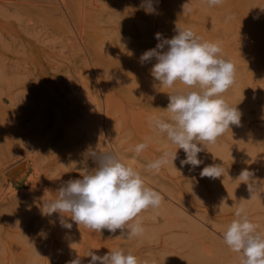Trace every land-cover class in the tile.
<instances>
[{
    "label": "rangeland",
    "instance_id": "rangeland-1",
    "mask_svg": "<svg viewBox=\"0 0 264 264\" xmlns=\"http://www.w3.org/2000/svg\"><path fill=\"white\" fill-rule=\"evenodd\" d=\"M88 1L86 0V3ZM252 1L253 3L251 2L246 10L236 8L235 12L230 15L236 22L232 20V25H223V29L222 25L212 18L216 16V13L220 15L217 10H214V7L211 8L212 12L206 10L205 12H194L191 9V12L183 13V10H180L183 15L181 18L186 20L184 24L158 22L160 18L161 21L169 17L167 11L155 13V20H149L147 15L140 14L139 23L127 22L125 16L129 12L127 14L117 13L111 22L102 23L97 19L96 13L84 9L75 0H0V103L2 106L4 103L7 107L6 112L0 108L2 111L0 113V165L12 163L9 169H16L20 165L22 167L14 171V175L11 174L6 178L8 182L6 179L3 182L0 179V209H3L4 206L6 208L3 209L4 213L0 210V229H2L0 231V264H15L16 261V264H23L26 259H28L27 264H46L48 260L50 264H53L52 262L57 256L54 247L62 242L64 235H66L65 238H68L73 233V235H80L75 248L82 249L84 247L85 250H82L85 252L93 249L95 253L101 254L102 251L108 253L110 249L128 246L127 238H124L125 240L119 238L118 233L116 238L106 229L101 233H93L84 228L81 230L83 226L78 228L70 218H68V222L72 223V228L64 227L65 231L59 224L58 228L56 225V227H51L48 234L39 233V231L37 234L34 233L37 228L32 225L38 222L39 225L43 223L44 220L39 215L42 214L40 211L42 204L48 198V200L54 199L56 190L60 188L59 185L57 187L55 183L53 184V178L52 183L48 182L47 184L43 183L44 179L41 180V178L50 177V175L54 177L57 172L61 171L59 169L63 167L61 166L63 161L71 162L73 167L85 166L86 162L89 165L93 163L91 160L88 162L91 159L89 157L87 160L85 158L77 159L75 151L73 152V145L70 144L72 139L80 138L83 130L84 132L88 131L86 130L87 126L85 129L84 120L78 121L74 119L76 115H72L74 114V105L79 106L80 101L89 103V97H91L93 103L90 104L93 106L100 100L98 103L101 104V108L105 107L102 110L105 113L104 116L106 115L104 117V139L107 144L105 148L114 152L115 146L116 154L122 151L119 154L120 156L124 155V158L119 157L125 163L132 166L133 164L137 166L140 163L147 165L165 151H176V146L164 142L160 135L149 127L148 123L149 116L169 117L170 113L166 111L169 103L168 95L186 87L180 82H177L173 88L160 86L159 82L151 75V68L156 62L155 58L141 63L142 54L146 50L155 48L160 42L155 38L156 33L161 34V40L171 39L177 34L178 28H189L202 41H219L223 49L222 55L235 65V83L223 93V98L241 112L239 126L231 125L230 129L220 136L216 143L206 144L203 151L198 154V158L203 161L201 165L195 169H192L190 165H181V160L186 158V154L182 149H178L177 158L173 164L170 161L161 170L169 175H184L188 171H200L208 165H221L230 162L236 166L242 160L248 159L252 168L262 169L264 174V17L257 14V10L264 4V0ZM115 6L113 4V7ZM209 18L212 19L211 23L207 21ZM250 24L257 27L250 26ZM166 48L167 46H165V50ZM258 49H261L259 54ZM39 75L42 79L39 78ZM55 76L56 78H54ZM32 78L35 79L34 82H32ZM73 78L75 79L73 80ZM74 81L76 84L73 87ZM101 84L107 90L105 97L102 96ZM70 89L77 92L71 94ZM85 92L89 96H86L88 99L84 95ZM55 96L62 98L60 101L64 102L63 104L67 108H63L62 103L54 105V100L51 99H55ZM70 96L72 99H69ZM90 104H88L89 107ZM68 113H72L70 115L72 120ZM5 115L8 116L3 119L2 117ZM26 119L29 120L27 121L28 125H31H26L28 128L23 131L24 133L16 132V127L19 124L22 125ZM2 133L3 136H1ZM61 135L65 136L63 152L58 151ZM96 141L94 139L90 143ZM137 142H147L148 144V149L146 148L138 156L134 152V144L136 145ZM117 150L119 151L117 152ZM69 154L70 160H66L69 158ZM49 165L53 170L48 168ZM86 166L88 165L86 164ZM71 167V170L67 168L68 177L66 179L69 177L70 179L72 177V179L74 177L79 179L84 167L81 168L82 170ZM88 167L94 168L95 164ZM37 183L39 184L36 185ZM259 185L260 189L263 188V184L259 183ZM260 189L258 193L261 196L258 195L250 199L249 202H246V206L248 205V208L255 206L254 208L260 209V216L254 218L253 222L259 226L258 230L264 233V189L261 190L263 193L260 192ZM245 190L247 191L248 188ZM26 192L29 193L25 196L26 200H29L27 202L31 204L26 202L20 205L21 208L20 206L9 208L6 199L10 195L14 194L11 197L21 193L25 195ZM8 210L11 211L10 215ZM54 214L52 215H59L58 213ZM148 217L150 216L145 218ZM40 218L43 221H40ZM143 219L141 220L145 221ZM159 221L162 224L163 219H159ZM22 222L28 225L33 223L31 224L33 228L27 227L26 224L23 227ZM10 225L14 227H10ZM158 228L157 225L154 228L153 226L145 227L144 235L139 239L133 238V241L139 245L148 244L150 246L163 233L161 228ZM78 231H85L86 235L75 234ZM86 232H90L91 237ZM31 235L32 237H30ZM33 236L36 238L34 239ZM101 236V242L104 240L103 244L99 243ZM103 236L114 239L105 242L106 239H103ZM22 252L25 253L24 257H21L24 255ZM170 254L171 256H169ZM170 254L166 255L170 260L166 256L162 257L163 262L166 259L169 261L175 259L174 253ZM193 255H195L193 264H197L196 260L200 261V258L204 256ZM21 258L23 263L19 260ZM177 259L181 258L177 257ZM140 260L151 261L148 258L147 260L140 258ZM203 260L207 259L202 258L201 261ZM70 261L65 256L62 262L60 260L58 262L59 264H69ZM48 262L47 264H49ZM185 263L186 261H184Z\"/></svg>",
    "mask_w": 264,
    "mask_h": 264
},
{
    "label": "clouds",
    "instance_id": "clouds-1",
    "mask_svg": "<svg viewBox=\"0 0 264 264\" xmlns=\"http://www.w3.org/2000/svg\"><path fill=\"white\" fill-rule=\"evenodd\" d=\"M208 6H218L223 0H205ZM186 5V4H185ZM183 6L185 11L191 8ZM149 14L155 9L151 0L143 5ZM156 47L146 50L140 57L141 63L155 58L151 68L152 77L160 86L173 88L180 82L185 89L169 94L166 111L169 117L149 116V127L157 132L164 142L176 146L175 152L165 151L146 165L150 172H159L170 161L177 158V150L182 149L186 158L181 165L195 169L203 163L198 154L206 144H214L230 129L240 125L241 112L223 98L235 83V65L222 55L221 43L202 41L189 28H178L171 39L161 40L156 33ZM165 46H167L165 50ZM201 145V146H198ZM148 147L147 142L135 145L138 156ZM87 156L95 167H85L79 179H70L56 191V197L44 201L42 214H60V223L71 229V219L78 227L101 233L121 231L127 239L141 238L145 228L139 215L149 209L158 208L162 195L149 187L142 174L125 163L116 153L89 149ZM225 168L220 164L204 167L201 177L212 179L224 176ZM254 172L243 169L236 180L248 186L252 193L259 184ZM223 183V182H222ZM234 219L223 232L222 239L228 248L239 254L240 264H264V233L252 222L243 205L236 208ZM90 249L84 257H90L88 264H148L123 248L110 249L105 255H97ZM69 264H82L76 259Z\"/></svg>",
    "mask_w": 264,
    "mask_h": 264
},
{
    "label": "bare ground",
    "instance_id": "bare-ground-1",
    "mask_svg": "<svg viewBox=\"0 0 264 264\" xmlns=\"http://www.w3.org/2000/svg\"><path fill=\"white\" fill-rule=\"evenodd\" d=\"M75 1L80 6H82L84 9L88 10L89 12L96 13L97 19L102 23L111 22L114 19V17L117 16V13L121 14L124 12V14H127L129 12L127 14V16H125V19L127 20V22L128 23L129 22L130 23H133V22L139 23L140 19H138V18L140 17V14L141 15L142 14L147 15V18L149 20H155V16H154L155 13L167 11V13L171 12V15H169V13H168L167 15L169 17L166 16L167 19L160 21V19H161L160 18L158 22H169V23L175 22L176 24H184L186 20H184L183 17L181 18V16H183V15H181L180 10H183V6L185 4H186L185 5L186 9L190 7L191 9H193L194 12H198V11L205 12V10L211 11V10H213L211 8L214 7V10H217V12L220 15H218L216 13L215 14L216 16L212 17V18L214 20L218 21L219 22L218 24L219 25L221 24L223 29H224L223 25H232L231 24L232 20L234 22H236V20L233 19L234 17H230L232 12H235L236 8H239V9L241 8L243 10H246L247 7L250 6L251 2L253 3L252 0H223V3L221 5L208 6L207 3L205 2V0H151L152 7L155 9V11L153 13L149 14L145 11V8L143 7V5L146 4L147 0H89L88 3H86V0H75ZM113 4L116 5L115 6L116 8L113 7ZM119 9H121L122 11L120 12ZM257 11H258L257 14L259 16L264 17V4L261 5ZM198 17L200 18V16H198ZM207 21H209L208 23H211L212 19L209 18ZM250 26H254V24H250ZM225 27H230V26H225ZM254 27H257V26H254ZM231 28H233V27H231ZM251 30H253V29L251 28ZM260 51H261V49L260 50L258 49V54ZM44 77H46V76H44ZM39 78L42 79V77H40V75H39ZM54 78H56V76ZM68 78H69V76H68ZM32 79H33L32 82H34L35 79L34 78H32ZM48 79H47V81H48ZM60 79H61V77L59 78V80ZM74 79L75 78H73V80ZM83 79H85V78H83ZM52 80H54V79H52ZM74 84H76V81L73 82V84H72L73 87H74ZM102 86L103 85L101 84V88H103V91H102L103 95L102 96L105 97L107 90H105L104 86L103 87ZM73 90H71V94L74 92H77V91H75V90L73 91ZM87 90H90V89H87ZM79 93H76V94H79ZM87 93L84 94L85 97L86 96L89 97L87 95ZM90 93H92V92H90ZM79 95L83 96L81 94H79ZM60 96L63 98L62 95H60ZM54 98L55 99H51V100H54V105L57 106V105H60L62 103L60 101V100H62V98H59L56 96ZM67 98H68V94H67ZM78 98H76V100H78ZM89 98H90L89 103L86 101H83V103H82L80 101L81 104L79 103L78 104L79 106H77V104L76 105L73 104L74 108L72 106L74 114H72V113L71 114L74 116L76 115V118L74 117V119H76L78 121L84 120L83 122L85 124L84 125L85 129H86V126L88 128V129H86L88 131L85 130L86 132H84V130H83L84 133L80 131L82 133L80 138L76 137V138L71 140L70 144L73 145V148H74L73 152L75 151L74 153H75L77 159L85 158L87 160V158H88L87 151L89 149L104 152V149H106L105 146H107L106 140L104 139L105 138V136H104V125H105L104 117L106 115L104 116L105 113L102 110V108H105V107L101 108V104L98 103L100 100H98V102L96 104H93V106H92L91 104L93 103V101L91 102V97H89ZM69 99H72L71 96L69 97ZM94 99L96 100V98H94ZM80 100H83V99L80 98ZM2 104L4 107L0 103V108L6 112L7 107L5 106L4 103H2ZM68 104H70V103H68ZM88 104L91 105L90 106L91 108L88 106ZM82 105H84V106H82ZM64 107L65 106L63 104V108ZM65 108H67V107H65ZM68 108H70V107H68ZM70 111H71V109H70ZM1 112L2 111L0 110V113ZM4 114H6V113H4ZM65 114H67V113H65ZM68 114L70 117L71 114L70 113H68ZM106 114H107V112H106ZM7 116L8 115H5L2 118L5 119L4 117H7ZM45 120H47V117H45ZM70 120H72L71 117H70ZM27 121H29V120L26 119L25 121H23L22 125L17 124L18 127H16L17 129H15L16 132L24 133L23 131H25L28 128L27 126L31 125V124L28 125ZM4 125H5V123H4ZM84 126H82V127L84 128ZM126 127H127V125H126ZM12 128L14 129L15 127H12ZM83 128H81V129H83ZM3 135L4 134L2 133L1 136H3ZM61 137L62 138L59 140L60 141L59 148H58L59 152H63L62 148H64V145H65V143H64L65 136L61 135ZM94 139H96L97 141L95 143H90V141L94 140ZM62 140H63V142H61ZM222 140H223V138H222ZM136 144H138V142ZM116 146H118V145H116ZM134 146H135V144H134ZM75 147H77V148H75ZM124 147L125 146L123 145V148ZM114 148L116 150L115 146H114ZM117 149L121 150V148H119V147H117ZM115 150H114V152H115ZM106 151H109V150L106 149ZM118 151L119 150H117V152ZM121 152L119 151L118 154L119 153L121 154ZM123 153H124V150H123ZM70 154H72V153H70ZM70 154H69V158H66V160L67 159L70 160ZM120 154L118 156H120ZM146 155H147V153H146ZM123 156H120V157L122 158ZM72 157H74V156L72 155ZM90 160L91 159H89L88 162ZM56 163H57V161H56ZM70 163H66L63 161L61 163V166H63V167H61V169H59L61 171L57 172V174L55 173L56 175L54 174L55 175L54 177H51V175L47 173L48 175H50V177L44 176L45 178H41V180L44 179L42 182L47 184L48 182H51L52 178H53V180H54L53 184L55 183L56 186L59 185L61 187L62 185H64L67 182V180H70V177H69V179H66L68 177L67 176V170H68L67 168L70 169V167L72 166L71 168H73V169L74 168L75 169L80 168L79 170H82L83 167L85 168L86 164L88 166H91L94 162L90 165H89V163L86 162L85 166H82V167L81 166L73 167V164L71 163L72 164L71 165ZM11 165H12V163H9L6 165L5 164L3 165V163H2V165H0V167H1L0 168V179L2 180V182L7 177H9L11 174H13L14 171H17L20 168H22L20 165V167H17L16 169H9ZM134 165L135 164H133V167L142 174L143 178L145 179L146 184L149 187L153 188L154 190L158 191L163 197L162 203L158 208H149V209L143 211L139 215L138 219L141 220V219H143L149 215L150 217L143 219L145 221L141 220L144 228L145 227L150 228L152 226L154 228L157 225V226H159V228H161L160 230L163 233H161L160 238H158V240L155 241V243H152L150 246L148 244H140L139 245V243L134 242L133 239H127L128 242L126 244L128 245L127 246L128 248L126 247L127 248L126 249L125 247H123V249L126 252H131L136 257H138V259L144 258L147 260V258H148L151 260V261H148L150 264H184V261H186L185 264H187V262H190L188 264H193V263H195L194 258H193L195 255H193V254H196V255L201 254L202 256L204 255L203 257L200 258V261L196 260L197 264H240L239 254L232 252L228 248V246L224 243V241L222 239V235H223V232L226 230L227 226L230 224V222L235 218L234 213H235L237 207H239L241 205L244 206V204H245V209H246V211L249 215V218L252 222H253L254 218L260 216V214H261V212L259 211L260 209L254 208L255 206L250 207V208H248L249 207L248 205H247L248 207L246 206L247 201L249 202L250 199L260 195V193H258L259 189H260V185L258 188H256L251 193L249 190H247V191L245 190V188H248L246 184L241 183V181L236 180V179L238 178L240 172L243 169H248V170L254 172V174H255L254 179L257 181L258 184L259 183L261 185L263 184V188L261 187V189H260V192L263 193L262 189H264V174L262 172L263 171L262 169L252 168L251 164L248 163V159L242 160L240 163L236 164V166L232 165L230 162L229 163H223L221 165H223V167L226 170L224 173V176L220 177V178L212 179V178H208V177H201L200 176L201 170L200 171H188L184 175L172 174L173 175L172 176V175L167 174L165 171H163L161 169L158 173L157 172H150L146 169V165L141 164V163L137 166H134ZM50 166L51 165H49L48 168H50ZM55 166H56V164H55ZM58 166H59V164H58ZM88 166H86V167H88ZM88 168H92V167H88ZM50 169H52V168H50ZM44 170H45V168H44ZM89 170H91V169H89ZM51 171H49V172H51ZM186 171H187V169H186ZM42 172H44V171H42ZM46 172H48V171H46ZM178 174H179V172H178ZM39 179H40V177H39ZM74 179H75V177H74ZM6 181H7V179H6ZM38 184L39 183H37L36 185H38ZM32 187L34 188L33 185H32ZM33 191H34V189H33ZM27 194H29V193L26 192L25 195L22 193L18 194V195L15 194L16 196H14V197H11L14 194L10 195L6 199V202L8 203L7 205L9 206V208H18V206H20L22 203L24 204L27 201H29V200H26V197H25ZM51 198H54V197H51ZM44 200H46V199H44ZM39 201H41V200H39ZM27 203L31 204L29 202H27ZM35 205H37V204H35ZM38 205L41 206L40 203H38ZM38 205L36 207H38ZM20 208H21V206H20ZM24 208H26V207H24ZM3 209H6L5 206L3 207ZM3 209H0V210H2L4 213L5 210H3ZM34 210H36V209H34ZM40 211H42V209ZM8 212H9V210H8ZM10 213H11V211L9 212V215H10ZM55 214H57V213H55ZM6 215H8V214H6ZM39 215L42 216V219L44 221L40 218L41 219L40 221H43V223L41 222L42 223L41 225H39L40 224L39 222L37 224L31 223V224H33L32 226L35 225V228H37V229H35L34 233L36 232L37 234H39L41 232L44 234H48L50 232V230L52 229L51 227H54L55 225L59 226V224L61 225L60 214L58 216L51 215V216H46V217H45V215L43 216V214H39ZM159 219H161V220L163 219L162 224L160 223ZM35 222H36V220H35ZM21 224H23L22 226L24 227V224H26V223L22 222ZM31 224H29V225L26 224V225H27V227L30 226L31 228H33L31 226ZM58 226H57V228H58ZM10 227H14V226L10 225ZM74 228H76V227H74ZM83 228H84V226L82 227L81 230H83ZM84 229H86V228H84ZM62 230H64V227L62 228ZM78 230H80V229H78ZM165 230H166V232H165ZM0 231H2V229H0ZM38 231H39V233H38ZM82 233L84 235H86L85 231L84 232L78 231L75 234H82ZM86 233H88V232H86ZM89 233H88V235H90ZM117 233H118L119 238H122V239L125 238L122 236L120 230H117L116 233H112V235L116 236ZM73 234L71 235L70 233H68V235H71L68 238H65L66 235H64V237L61 240L62 242L60 244H57V246L55 245L56 247L52 246V247L56 248L55 251H56V255H57V256H55L56 258L51 256L52 258L55 259L52 262L53 264H59L58 261L60 260L62 262V260L65 256H67L71 261L76 259L77 257H79L81 259L82 264H87L89 262L90 257H84L85 254L89 250L88 251L86 250L87 252H85L84 247L82 248L84 250H82L81 248L79 249V247H78V249L75 248V247H77L76 245H78L76 241H78L80 235H73ZM84 235H83V237L85 238ZM102 235H103V233H102ZM34 236H33V238H34ZM30 237H32V235ZM76 237H77V239H75ZM90 237H91V235H90ZM92 237H93V235H92ZM103 237H104L103 239H106L105 242H109L110 240L114 239V238L110 239L107 236H103ZM101 238H102V236L100 237V239ZM116 238H117V236H116ZM24 239H25V237H24ZM26 240H27V238H26ZM96 240H98V237ZM119 240H121V239H119ZM101 241H102V239L99 240V243L103 244L104 240H103V242H101ZM28 243H30V242H28ZM96 244H98V242ZM79 245L82 247L81 244H79ZM22 246L25 247V245H22ZM16 249H18V248H16ZM20 249H22V248H20ZM92 251H94V250H92ZM102 252H101V254H97L98 252L96 254L101 255V256L106 254L105 251H102ZM22 253H24V252H22ZM170 253H174L175 259L172 261H169L170 260L169 256H171ZM166 255H169V256L167 257ZM186 255H188V256H186ZM201 255H199V256H201ZM24 256H25V253L21 257H24ZM163 256H166L169 260H167L164 257L166 259V261L163 262L164 261V260H162ZM189 256L192 258H190ZM177 257H180L181 259H177ZM197 258L199 259V257H197ZM197 258H195V259H197ZM202 258L207 259V260H205V261L203 260L204 261L203 262V261H201ZM2 260H3V258H2ZM19 260H21V262L23 263L22 258ZM27 260L28 259H26L25 260L26 262L23 264H27V262H28ZM15 261H16V258H15ZM16 262H15V264H16ZM47 262H46V264H47ZM28 264H30V263H28Z\"/></svg>",
    "mask_w": 264,
    "mask_h": 264
}]
</instances>
